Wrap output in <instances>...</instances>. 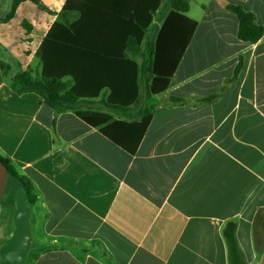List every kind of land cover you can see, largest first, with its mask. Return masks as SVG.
<instances>
[{
  "label": "crops",
  "instance_id": "0c3cea01",
  "mask_svg": "<svg viewBox=\"0 0 264 264\" xmlns=\"http://www.w3.org/2000/svg\"><path fill=\"white\" fill-rule=\"evenodd\" d=\"M42 1L52 14L25 1L4 21L13 0L0 12V63L8 67L6 74L0 68V155L31 181L36 197L27 200L25 264H230L229 222L246 264H264V35L240 40L227 8L243 6L264 27V0H197L196 31L167 90L152 98L135 154L77 116L76 109H92L87 102L56 113L37 92L12 89L18 72L41 70L37 51L67 0ZM148 45L146 34L132 59L145 60ZM112 115L137 121L140 105ZM15 179L1 205L2 246L15 192L23 190Z\"/></svg>",
  "mask_w": 264,
  "mask_h": 264
},
{
  "label": "trees",
  "instance_id": "16d2710c",
  "mask_svg": "<svg viewBox=\"0 0 264 264\" xmlns=\"http://www.w3.org/2000/svg\"><path fill=\"white\" fill-rule=\"evenodd\" d=\"M25 1L52 14L42 0H13L4 21L10 20ZM164 1L67 0L37 51L41 70L29 68L18 72L10 79L12 89L19 93L37 92L56 113L73 109L79 103L96 101L103 94L102 110L76 109L77 116L126 152L135 154L152 120L154 105L149 102L167 90L198 26L188 16V0H168L171 11L157 35L152 59L148 65L133 60V55L142 52L148 29ZM227 8L238 18L240 40L256 43L264 35V27L257 24L252 12L241 5L229 4ZM0 68L7 73L8 67L0 63ZM240 68L241 63L234 77ZM147 73L151 79L145 83L144 95L140 79ZM217 96L203 101H212ZM142 102L137 121L115 120L112 115L127 113ZM0 159L9 175L22 184L28 203L33 204L36 197L31 181L19 174L6 158L0 155ZM224 237L230 264H246L234 222L225 226Z\"/></svg>",
  "mask_w": 264,
  "mask_h": 264
},
{
  "label": "water",
  "instance_id": "95a60500",
  "mask_svg": "<svg viewBox=\"0 0 264 264\" xmlns=\"http://www.w3.org/2000/svg\"><path fill=\"white\" fill-rule=\"evenodd\" d=\"M9 180L7 167L0 159V207ZM31 209L27 203V195L23 190L15 194V227L11 238L0 251V264H25L31 245L30 228Z\"/></svg>",
  "mask_w": 264,
  "mask_h": 264
},
{
  "label": "rangeland",
  "instance_id": "374dc122",
  "mask_svg": "<svg viewBox=\"0 0 264 264\" xmlns=\"http://www.w3.org/2000/svg\"><path fill=\"white\" fill-rule=\"evenodd\" d=\"M189 3L191 6L189 16H191L192 18H196L197 13L199 12V9H200V7L197 3V0H189ZM5 4H6V0H0V12H2ZM168 5H169L168 0H165L162 4L160 10L158 11L156 17H155L154 24L148 30L147 40L149 41V45L146 47V49H145L146 51L144 52V59L145 60H143V61L141 60L140 64L144 63L145 65H148L149 61L152 59L151 51L154 47V44H152L153 37H154L155 31H156V28H157L159 22L161 21V19L163 18L164 14H165V11L167 10ZM150 77H151V74L147 73V74L143 75L140 79L141 93L144 95H145V83L151 79ZM102 96H103V94L101 95V97ZM101 97H100V99H101ZM100 99L93 101V103H90V104L88 102L83 103L82 106L87 107V108H92V109L103 108ZM153 103H154V100H150L149 104H153ZM142 104H143V102L140 103L139 105H142ZM15 180H16L15 178L10 176L9 181H15ZM11 183L12 182H8V186H7L5 195L3 197V203L7 201L9 193L12 192ZM15 194H16V192H15ZM1 207H0V251L3 248L2 244H4V242H6L5 238H4V236H5L4 233L6 231V226H7L6 212H4ZM11 226L12 227H11V230H9V233L8 234L6 233L7 234V237H6L7 240H9L11 238L12 232H13L14 227H15L14 218H12ZM0 259H1V256H0Z\"/></svg>",
  "mask_w": 264,
  "mask_h": 264
}]
</instances>
